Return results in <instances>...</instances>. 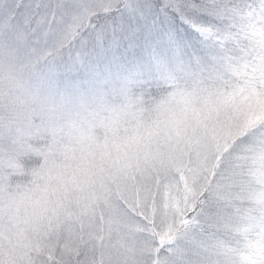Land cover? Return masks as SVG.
Returning a JSON list of instances; mask_svg holds the SVG:
<instances>
[{"label":"snow or ice","instance_id":"6c2138e0","mask_svg":"<svg viewBox=\"0 0 264 264\" xmlns=\"http://www.w3.org/2000/svg\"><path fill=\"white\" fill-rule=\"evenodd\" d=\"M0 264H264V0H0Z\"/></svg>","mask_w":264,"mask_h":264}]
</instances>
